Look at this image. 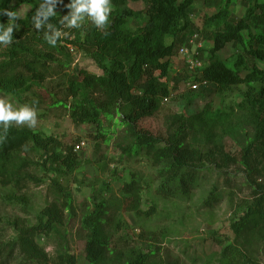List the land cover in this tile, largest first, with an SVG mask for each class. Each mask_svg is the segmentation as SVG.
<instances>
[{"label": "trees", "instance_id": "16d2710c", "mask_svg": "<svg viewBox=\"0 0 264 264\" xmlns=\"http://www.w3.org/2000/svg\"><path fill=\"white\" fill-rule=\"evenodd\" d=\"M194 1L110 0L111 12L103 29L84 23L65 36V21H61L66 12L46 21L40 17L41 29L34 27L32 18L41 4L49 7L45 0H0V12L13 13L14 4L29 7L22 19L9 21V17L0 15V24L5 27L9 22L18 25L10 44L0 41V49L6 46L0 54V94L15 100L20 108L36 109L42 101L35 97V90L41 89L49 97L50 107L67 110L74 125L94 129L93 140L107 142L108 131L101 119L111 123L117 118L114 123L124 133L121 155L143 156L148 161L154 171L155 196L165 202H187L203 193L202 205L207 208L221 195L213 183L205 189L206 180L224 175L227 180L233 168L234 174H242L243 185L251 194L249 201L237 207L236 212L241 214L230 226L233 242L222 248L218 263L257 264L251 250L255 245L264 246V70L257 66L264 64V4L261 0H240L245 13L235 21L232 4L237 0H206L219 7L197 28L191 19ZM128 2H142L147 8L135 12L126 6ZM142 18L143 27L130 28L132 21ZM49 24L52 27H47ZM56 31L61 36L55 45L49 44L45 34L51 37ZM194 34L210 44L199 50V57L205 62L200 80L211 86L198 94L211 89L224 93L222 108L212 115L211 105L206 103L200 113L190 117L174 115L175 129L166 135L156 134L145 123L172 93L167 83L172 59L178 47ZM227 45L237 50L232 68L217 55ZM68 46L85 50L100 75L80 69L61 74L58 68L62 64L50 67V63H57L52 52L67 50ZM179 79L181 76L175 80V88ZM32 155L38 159L34 161ZM31 166L51 175L55 196L36 214L34 224L17 227L10 253L0 250V264H8L15 251L21 264H78L66 249L61 232L64 213L69 219L74 216L72 194L60 184V178L71 176L79 166L73 147L26 125L13 121L5 127L0 122V189H21L27 179L42 183L28 174ZM142 184L139 175L130 174L115 202L102 197L91 199L80 224L87 264H159L158 248L153 245L144 250L127 246L125 241L119 242L120 247L113 243L123 222L113 216L118 213L112 210L119 215L121 211L137 217L142 214ZM229 201L232 203V198ZM156 207L153 203L143 215H154ZM51 237L60 240L53 259L38 243V238Z\"/></svg>", "mask_w": 264, "mask_h": 264}, {"label": "rangeland", "instance_id": "374dc122", "mask_svg": "<svg viewBox=\"0 0 264 264\" xmlns=\"http://www.w3.org/2000/svg\"><path fill=\"white\" fill-rule=\"evenodd\" d=\"M45 1L49 5L47 0ZM70 3L71 0H58L54 8L55 14L66 12L69 16L72 10L67 5ZM260 3L264 4V0ZM126 6L135 12L147 8L142 2H128ZM218 7L213 2L195 0L191 9V19L195 26L201 28L204 17L214 14ZM232 9L233 20L238 21L243 17L245 7L240 0L233 2ZM28 10L27 6L13 5L16 18H24ZM84 23L93 24L87 16L81 26ZM67 24L68 21L65 20V36L81 27H67ZM144 24L143 18L134 20L130 28L136 29L143 27ZM168 42L170 39H167ZM205 46L210 47V44L207 43ZM5 49L6 46L3 45L0 54L4 53ZM37 51L44 52L43 48H38ZM52 55L57 63L49 65L54 68L62 64L63 66L58 68L62 70L61 74L71 72L73 69H80L92 75L101 73L89 54L79 46H68L67 50L53 51ZM217 55L228 68H232L237 50L234 46L227 45ZM173 66L172 73L174 68L182 67V60L175 57ZM257 66L264 70V64L257 63ZM241 76H245V73H241ZM51 81L55 82V79ZM167 83L170 86V79ZM35 93V97L42 101L40 106L34 109L35 126L30 127L29 122L17 125H26L45 137H53L62 144L73 147L79 160V166L71 176L60 178V184L72 194L74 214L69 219L64 213L65 225L61 229L63 243L66 244L68 252L77 258L78 264H87L83 255L84 234L80 230L81 218L86 213V207L91 206L93 197L115 202L119 190L130 174L139 175L145 188L141 194L142 214L137 217L133 212L121 211V216L119 211L113 209L112 211L118 213L113 216L117 219L122 218L123 222L121 229L116 233L118 235L113 238V243L120 247L119 242L125 241L127 246H139L144 250L147 245H153L158 248L156 261L159 264H219L218 258L222 248L233 242L234 235L230 226L241 214L236 212L237 207L242 205V201L250 200L251 192L243 185L242 174H234L235 170L232 168L227 180L225 175L220 178L210 176L204 185L205 189L211 188L210 185L213 183L214 189L221 196L207 208L202 205L203 193L195 194L193 199L187 202L159 200L155 196L154 171L148 161L143 156L127 158L121 155L120 145H125L124 133L123 128L114 123L117 118L111 123L101 119L105 130L108 131L107 142L93 140L91 136L95 135L94 129L87 125H74L67 110L49 106L50 100L46 92L36 89ZM181 93L174 89L173 95L162 101L159 112L145 123V127L156 134L166 135L175 129L172 124L174 115L190 117L200 113L206 103H210L211 114L215 115L222 108V101L225 98L224 93L214 92L212 89L205 94ZM0 100L10 103L14 110L20 108L15 100L1 94ZM235 101L239 102L240 98L235 97ZM30 158L34 161L38 159L33 155ZM27 171L31 178L41 180L42 183L27 179L21 189H0V250L5 254L11 251L17 227L34 224L36 214L53 201L55 196L50 187L51 175L45 174L35 166H31ZM229 193L232 203L229 201ZM153 203L157 206L156 213L148 218L143 212L148 211ZM59 241L58 237L38 238L39 245L45 249L50 259L54 258ZM251 252L254 262L264 264V246L255 245ZM8 264H21L16 251L9 256Z\"/></svg>", "mask_w": 264, "mask_h": 264}, {"label": "clouds", "instance_id": "9594fccd", "mask_svg": "<svg viewBox=\"0 0 264 264\" xmlns=\"http://www.w3.org/2000/svg\"><path fill=\"white\" fill-rule=\"evenodd\" d=\"M49 7L45 9L44 4H41L40 8L37 10L35 16L32 18L34 22V27L39 30L43 25V21L40 17L46 21L49 17L55 15L54 8L58 0H47ZM72 11L69 16H64L61 23L65 20L68 21L67 27L78 28L81 26L82 22L85 20V16L91 20L98 29H103L108 22L109 14L111 12L110 0H71V3L67 5ZM0 15H6L9 17V21L15 20V13L4 10L0 12ZM18 27L13 23H8L5 27L0 24V41L3 44H10L12 42V33L14 28ZM47 27H52L51 24ZM61 36V32L56 31L53 36H48L45 34V38L49 44L55 45L57 37ZM16 122V124H21L22 122H29V126L33 127L36 124V112L34 109L23 106L18 110H14L10 103H6L0 100V122L7 127L10 122Z\"/></svg>", "mask_w": 264, "mask_h": 264}, {"label": "built area", "instance_id": "2783aa9c", "mask_svg": "<svg viewBox=\"0 0 264 264\" xmlns=\"http://www.w3.org/2000/svg\"><path fill=\"white\" fill-rule=\"evenodd\" d=\"M203 47H205V42L199 39L197 34L189 38L186 44L178 47L175 57L182 60V67L180 69L174 68L170 78L171 83L169 88L182 92L181 94H198L205 92L211 86L209 82L200 80L201 69L205 67V62L199 57V50ZM175 57L172 59V66L175 64ZM184 74L187 77H183ZM180 76L181 79H179L175 88V80ZM173 90L170 95H173Z\"/></svg>", "mask_w": 264, "mask_h": 264}]
</instances>
